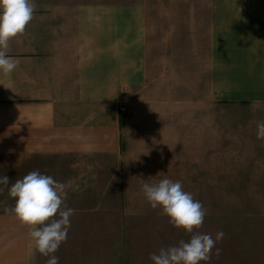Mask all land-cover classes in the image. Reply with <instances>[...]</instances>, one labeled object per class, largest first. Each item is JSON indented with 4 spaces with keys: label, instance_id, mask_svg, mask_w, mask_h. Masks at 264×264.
Here are the masks:
<instances>
[{
    "label": "crops",
    "instance_id": "crops-1",
    "mask_svg": "<svg viewBox=\"0 0 264 264\" xmlns=\"http://www.w3.org/2000/svg\"><path fill=\"white\" fill-rule=\"evenodd\" d=\"M32 2L33 20L9 43L18 66L0 73V177L9 178L0 185V264H45L6 211L15 203L8 189L34 170L65 184L75 210L59 264H126L129 181L167 167L174 131L190 139L188 95L206 64L263 75L264 62L235 52L264 50V0Z\"/></svg>",
    "mask_w": 264,
    "mask_h": 264
},
{
    "label": "rangeland",
    "instance_id": "rangeland-1",
    "mask_svg": "<svg viewBox=\"0 0 264 264\" xmlns=\"http://www.w3.org/2000/svg\"><path fill=\"white\" fill-rule=\"evenodd\" d=\"M237 53L247 54L252 62H264V50ZM253 76L260 80L241 76L236 69L230 72L223 63L206 64L202 89H190L188 95L190 139L183 140L182 131H174L167 167H157V177L141 179L139 184L129 181L134 203L124 219L129 240L126 264H153L151 254L190 239L144 198L145 183L153 185L165 178L180 181L183 189L207 210L199 232L213 238L217 231L224 232L216 244L220 254L217 256L214 248L211 260L201 264H264V139L257 138V123L264 121V98L260 97L264 92L255 91L264 87V70L263 75ZM249 88L254 89L252 93L246 92ZM232 94L252 95L254 99L247 103L222 99ZM193 106L197 108L195 114Z\"/></svg>",
    "mask_w": 264,
    "mask_h": 264
},
{
    "label": "clouds",
    "instance_id": "clouds-1",
    "mask_svg": "<svg viewBox=\"0 0 264 264\" xmlns=\"http://www.w3.org/2000/svg\"><path fill=\"white\" fill-rule=\"evenodd\" d=\"M34 11L32 0H0V73L8 75L17 68L18 61L7 54L9 43L24 34L34 18ZM257 138L264 139V121L257 123ZM0 185L8 187L6 175L0 177ZM65 188V184L51 175L34 170L8 189V195L15 203L6 211L22 227L29 229L34 250L46 258L45 264H59L55 253L67 240L70 217L75 212L65 203L62 195ZM142 192L153 210H161L170 225L190 235L188 241L180 240L178 245L162 247L158 254H151L153 264H201L211 260L214 248L216 255L220 254L216 244L223 239L224 232L217 231L213 238L211 234L198 231L203 226L207 210L183 189L180 181L165 178L157 184L145 183Z\"/></svg>",
    "mask_w": 264,
    "mask_h": 264
},
{
    "label": "built area",
    "instance_id": "built-area-1",
    "mask_svg": "<svg viewBox=\"0 0 264 264\" xmlns=\"http://www.w3.org/2000/svg\"><path fill=\"white\" fill-rule=\"evenodd\" d=\"M123 108L125 109V106L122 105V106H121V109H123Z\"/></svg>",
    "mask_w": 264,
    "mask_h": 264
},
{
    "label": "trees",
    "instance_id": "trees-1",
    "mask_svg": "<svg viewBox=\"0 0 264 264\" xmlns=\"http://www.w3.org/2000/svg\"><path fill=\"white\" fill-rule=\"evenodd\" d=\"M125 119V117H123V119L122 120H124Z\"/></svg>",
    "mask_w": 264,
    "mask_h": 264
}]
</instances>
